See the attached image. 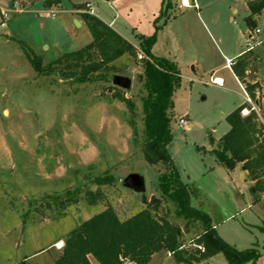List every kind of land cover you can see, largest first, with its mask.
<instances>
[{
	"label": "rangeland",
	"instance_id": "obj_1",
	"mask_svg": "<svg viewBox=\"0 0 264 264\" xmlns=\"http://www.w3.org/2000/svg\"><path fill=\"white\" fill-rule=\"evenodd\" d=\"M44 1L30 0V11L16 13L12 0H0V264H20L25 256L49 248L53 249L41 252L28 264H55L56 241L64 239L86 219L110 206L125 220L144 210L153 197H161L159 175L165 169L145 162L141 139L138 146L133 144V130L128 124L130 113L113 96L118 92L113 79L79 84L67 77L66 72L39 75L31 66L25 48H31L47 64L91 41L90 33L74 28L69 15L64 13L85 10L86 3L73 0L75 4H70L65 0L61 6L52 7L57 12L53 18L52 12L43 10ZM82 1L92 3L97 17L107 21L115 18L117 28L137 46L140 42L134 34H154V21L163 2ZM180 1L170 0L169 8L167 3L163 4L161 10L167 15L158 22L160 26L174 14L185 12V16L173 25L171 35L160 30L152 49L156 57H169L172 42L173 47L182 48L187 55L179 57L184 75L174 96L173 141L168 150L183 182L192 188V205L211 217L213 226L227 243L239 250L258 248L262 256L256 264H264L261 230L264 195L254 205L253 185L248 182L247 172L242 178L237 167L232 172L218 165L211 151L210 139L219 137L228 125L223 114L232 103L243 101V96L218 88L211 83L209 73L202 77L200 71L197 76L188 66L192 52L196 51L210 69L217 70L230 87L237 89L230 71L224 68L226 62L220 52L226 48L225 44L235 43L236 48L246 49V35L252 31L248 28L246 31L244 19L249 14L248 7L245 0H196L202 7L198 16L194 8L180 9ZM256 26L264 28V11ZM252 58L253 66L246 70L254 68L264 73V59ZM144 59L145 56L127 57L115 63L116 70L109 71L111 75L131 79V89L119 88L118 93L136 102V122L141 135ZM252 73L248 75L245 71L242 77L249 79L246 91L248 86H256L250 97L264 129V93L259 84L251 83L255 77ZM245 105L251 107L247 102ZM187 115L193 128H188ZM181 119L188 124H181ZM105 173L111 174L115 181L102 187L105 199L96 206H90L81 195L79 203L60 210L49 199L65 195L79 182ZM132 173L144 178L143 193L126 188L124 180ZM157 212L159 217L182 228L185 249L193 250V242L203 230L201 224L177 219L170 203H163ZM93 263L96 264L94 259ZM150 264L177 263L163 252L155 255ZM201 264L228 263L219 253L212 261Z\"/></svg>",
	"mask_w": 264,
	"mask_h": 264
},
{
	"label": "trees",
	"instance_id": "obj_2",
	"mask_svg": "<svg viewBox=\"0 0 264 264\" xmlns=\"http://www.w3.org/2000/svg\"><path fill=\"white\" fill-rule=\"evenodd\" d=\"M63 1L65 0H45L44 11L61 6ZM169 1L163 0V4L167 3V8L170 7ZM21 3L24 5V2ZM247 5L250 14L245 18V25L253 30L257 27L255 17H259L264 11V0H248ZM166 15L161 10L154 21L153 35L139 37L140 52L145 56L144 73L141 76L142 135L136 122V102L118 93L121 92L119 88L117 94L113 95L126 105L130 113L128 124L133 130L132 141L135 146L140 144V139L143 141L142 154L145 162L165 169L159 175L161 197H153L146 202L144 210L125 220H121L109 206L82 222L63 239L64 246L55 264H92L89 257L98 264H124V261L150 264L155 255L163 252L171 255L177 264H201L219 253L225 256L228 264H256L262 256L258 248L239 250L221 238L211 217L192 205V188L183 182L169 153L168 146L173 141L174 96L181 87L182 78L176 62L152 54L157 34L169 19L161 26L158 22ZM83 17L92 36V41L85 47L66 53L47 64L42 56L31 48H25V55L37 74H51L59 70L66 72L67 77L79 84L110 81L116 73L111 75L109 71L116 70L115 63L119 59L125 55L134 58L139 56L138 49L132 43L100 18L88 13ZM249 59V54H244L235 66L234 72L240 80H243L242 74L251 63ZM255 87L248 86L247 93L253 96ZM245 107L241 106L227 116L230 131L218 142L211 138L210 143L215 145L211 151L218 165L229 171L235 170L240 164L243 166L248 181L253 183L251 190L256 205L264 195V129L255 112L243 115ZM114 181L109 173L97 175L90 177L88 182H79L65 195H55L49 199L60 210L79 203L81 195L90 206H96L105 199L102 187L111 185ZM94 185L97 187L95 190L91 188ZM163 203L174 206L177 219L185 220L187 224H201L203 230L194 240L193 250L185 249L182 242L184 232L179 225L158 216L157 211ZM261 230L264 232V220Z\"/></svg>",
	"mask_w": 264,
	"mask_h": 264
},
{
	"label": "crops",
	"instance_id": "obj_3",
	"mask_svg": "<svg viewBox=\"0 0 264 264\" xmlns=\"http://www.w3.org/2000/svg\"><path fill=\"white\" fill-rule=\"evenodd\" d=\"M68 1L70 2V4H73L74 3L73 0H68ZM75 1H76L75 3H79V4L80 3H86L85 4L86 5V9L85 10H74L73 12L66 11L64 13H66L67 15H69V17H70V19L72 21V24L74 26V28H76L77 30L79 29L81 31L89 32L90 33L89 29L87 28V25L85 23V20H84V17L83 16L85 14H87V13L90 14L89 9H87V4L92 5V3H90V2H83L82 0H75ZM107 1H109V0H107ZM120 1L121 0H113V1H109V2H112L114 4H118ZM188 1L190 2L191 7H187V8L182 5V0L180 1V4L181 5L177 2L180 5V9H191V8H194L196 10V12H197V15L200 16L201 15V12H202V7L196 2V0H188ZM245 1H246V4H247V1L248 0H245ZM194 4H196L198 7L195 8L194 7ZM162 6H163V2H162ZM162 6H161V9H162ZM247 7H248V5H247ZM42 8L44 10V7H42ZM161 9H160V11H161ZM92 10H93V14H91V15H94L93 5H92ZM160 11H159V13H160ZM248 11H249V8H248ZM249 14H250V11H249ZM249 14L247 16H249ZM94 16H96V15H94ZM184 16H185V12H181L180 14L177 13V14L172 15L171 16V19H169L167 21V23L163 26V28L161 29V31L163 33H166L167 32V33H169V35H171L172 33L169 32V31H171V28L173 27V25L178 20H180L181 18H183ZM259 17H255L256 20ZM98 18H100V17H98ZM100 19L103 22H105L107 25H109L112 29H114L117 33H119L123 38H125L127 41H129L130 43H132L138 49L139 54L141 53L139 46H137L136 44H134L128 37H126V35H124V33H122V31L120 29L117 28V23L115 21V18L112 21H107L104 18H100ZM75 20H77L80 23V26H76L75 25ZM246 31H247V26H246ZM133 32H134V30H133ZM134 35L136 36V38L138 40V43H139L140 42L139 37L141 35H143V34H134ZM247 35H246V42H247ZM145 36H149V35H145ZM91 41H92V36H91ZM171 45H172L171 48H173V49H172V52L169 53V57H164V56H161V57L176 62L177 65H178V68L180 70L181 78H182V76L184 75L183 72H182L183 62H182L181 59H179V57L180 58H185L187 56L186 55V51L183 50L182 48H179V47L178 48L173 47L174 45H173L172 42H171ZM245 46H246V43H245ZM225 47L226 48L222 52H220L221 57L225 60V62H226V60H233L235 62V65L233 66L232 69H229V68H227L226 63H225L224 68H226V69H228L230 71V73L232 75L233 83L236 85L237 89L234 88V87H230V85H228L227 79L225 77H223L222 75H218V71L217 70L210 69L211 66L210 65L208 66L207 65L208 63L207 62H203V60H201L200 54H197L196 51L192 52V55H191V57L189 59V62H188L189 63L188 66H190L192 68L193 73L195 75H197V76L200 74V71L202 72V77H203V74L209 73L210 74L209 76H210L211 83L213 85H216L218 88H220V89H222L224 91H227V92H237L239 95L243 96V101H239V102L232 103L229 106V108L227 109L226 113L223 114V118L226 119L227 116L230 113H232L235 109H237V108H239L241 106H246L245 105V103H246L245 92H247V91L245 89V86L249 82V79H248V77H246L243 80H240L239 77L234 72L235 66H237V62L239 61V59L244 54H248V53H245L246 49L245 50H241V47L240 46L238 48H236V44L235 43L233 44V46H231V44H225ZM249 56H250V59L249 60L251 62L250 65H252L253 64V58L252 57H254L256 55L249 54ZM127 57H130V56L129 55H125L124 57H122L118 61H122V60L126 59ZM253 70L252 69L246 70V72L248 73V75H250L252 72H253L252 74L255 75V77L252 78V82L251 83L252 84H256V83L259 84L260 87L262 88L263 93H264V73H262L261 70L260 71H257L254 68H253ZM188 79L189 80H192V82L194 81V78H192L190 76H188ZM214 80H221V82L220 83H214ZM258 89H260V88L258 87ZM245 108H248V107H245ZM185 117H188V120H189L188 128H193V125L190 122L191 120H190L189 115H187ZM230 129H231L230 125L229 124L226 125L224 127L223 131H222L223 133L219 137L215 138V140H216L215 142H218L225 134H227L230 131ZM214 130H217V128L214 127ZM214 146H212V147H214ZM237 168L240 170V172H239L240 173V176L242 178L245 177V172L246 171H244L243 166L240 164V165L237 166ZM232 172H234V170ZM250 184L253 185V183H251V182H250ZM88 219H90V218H88ZM88 219H86V220H88ZM56 242L58 243V245L56 246V250H54V252H55L54 262L60 256L61 250H62V245L64 243L63 242V239H61V238H59L58 241H56ZM60 243H62V245ZM51 249H53V248H49L47 250L44 249V250L38 251L37 253H35L33 255L25 256L24 259L21 261L20 264H28V261H30L36 255L40 254L41 252L43 253V251H45V250L48 252ZM89 258H90L91 263L94 264L93 263V258L92 257H89ZM212 259H213V257L211 259H209V261H212ZM95 263L98 264L96 261H95Z\"/></svg>",
	"mask_w": 264,
	"mask_h": 264
},
{
	"label": "built area",
	"instance_id": "obj_4",
	"mask_svg": "<svg viewBox=\"0 0 264 264\" xmlns=\"http://www.w3.org/2000/svg\"><path fill=\"white\" fill-rule=\"evenodd\" d=\"M21 2H24V5H22ZM25 4L27 5L26 7H25ZM13 5L15 7L16 13H24V12L30 11L27 9L29 8L28 6L29 0H15L13 1ZM182 5L186 8L191 7L188 0H182ZM194 7L197 8L198 6L194 4ZM87 8L89 9L90 14H93L92 5L87 4ZM47 12H52L51 16L53 18L57 17V12L52 11V10H49ZM4 24L5 23H3L2 25ZM245 53L253 54L258 57L260 56L262 59H264V28L256 27L255 29H253L252 31L248 33ZM143 57H144V54L140 53L139 58L143 59ZM234 65H235V62L233 60H226L227 68L232 69ZM214 83H219V82L218 80H214ZM245 98H246V102L250 104L251 107L249 109L245 108L242 111L243 115H247L250 112H257V107L247 92H245ZM180 123L183 125L188 124L187 121H185L184 119H181ZM129 263H130L129 261H124V264H129Z\"/></svg>",
	"mask_w": 264,
	"mask_h": 264
},
{
	"label": "water",
	"instance_id": "obj_5",
	"mask_svg": "<svg viewBox=\"0 0 264 264\" xmlns=\"http://www.w3.org/2000/svg\"><path fill=\"white\" fill-rule=\"evenodd\" d=\"M75 24L76 26H80V23L77 20H75ZM113 85L124 90H129L131 89L132 81L128 77L116 75L113 77ZM124 184L126 188L136 193H143L145 191V180L137 173L128 175L124 180Z\"/></svg>",
	"mask_w": 264,
	"mask_h": 264
},
{
	"label": "bare ground",
	"instance_id": "obj_6",
	"mask_svg": "<svg viewBox=\"0 0 264 264\" xmlns=\"http://www.w3.org/2000/svg\"><path fill=\"white\" fill-rule=\"evenodd\" d=\"M190 3V2H189ZM218 82L220 83L221 82V80H218ZM61 245H62V243H60Z\"/></svg>",
	"mask_w": 264,
	"mask_h": 264
}]
</instances>
